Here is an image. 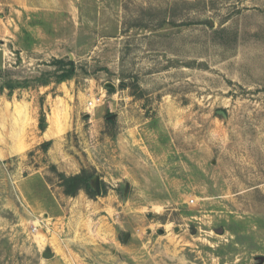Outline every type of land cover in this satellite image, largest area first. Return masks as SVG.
<instances>
[{"label": "rangeland", "instance_id": "1", "mask_svg": "<svg viewBox=\"0 0 264 264\" xmlns=\"http://www.w3.org/2000/svg\"><path fill=\"white\" fill-rule=\"evenodd\" d=\"M0 264H264V0H0Z\"/></svg>", "mask_w": 264, "mask_h": 264}, {"label": "trees", "instance_id": "2", "mask_svg": "<svg viewBox=\"0 0 264 264\" xmlns=\"http://www.w3.org/2000/svg\"><path fill=\"white\" fill-rule=\"evenodd\" d=\"M56 62H63V60L56 59ZM61 178L64 192L70 196L76 195L81 189L89 190L90 185L92 184V182H89V174L86 171L73 176H65L62 174Z\"/></svg>", "mask_w": 264, "mask_h": 264}, {"label": "water", "instance_id": "3", "mask_svg": "<svg viewBox=\"0 0 264 264\" xmlns=\"http://www.w3.org/2000/svg\"><path fill=\"white\" fill-rule=\"evenodd\" d=\"M96 188H97V191L100 192V183H99V179L98 178L96 179ZM44 255L46 257L52 256V254H48V253H45Z\"/></svg>", "mask_w": 264, "mask_h": 264}, {"label": "built area", "instance_id": "4", "mask_svg": "<svg viewBox=\"0 0 264 264\" xmlns=\"http://www.w3.org/2000/svg\"><path fill=\"white\" fill-rule=\"evenodd\" d=\"M96 100L90 101V105H95L96 104Z\"/></svg>", "mask_w": 264, "mask_h": 264}]
</instances>
